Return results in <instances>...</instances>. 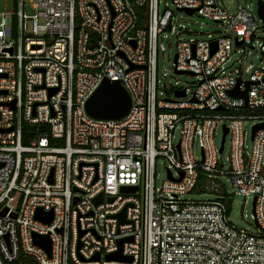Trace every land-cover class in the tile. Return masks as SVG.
I'll return each instance as SVG.
<instances>
[{
  "label": "built area",
  "instance_id": "2783aa9c",
  "mask_svg": "<svg viewBox=\"0 0 264 264\" xmlns=\"http://www.w3.org/2000/svg\"><path fill=\"white\" fill-rule=\"evenodd\" d=\"M159 1L12 0L0 12V264L21 254L34 264H264V126L252 131L264 125V68L222 67L233 47L253 48L261 21L248 5L229 13L219 0H171L216 28L176 38L174 71L198 82L189 97L176 88L159 98V39L165 30L196 32L176 30L174 11L167 2L160 10ZM104 78L130 96L120 118L85 111ZM238 80L239 90L249 82L246 98L229 94ZM244 120L252 121L250 151ZM24 124L37 126L26 143ZM219 124L230 142L227 168L214 143ZM222 175L236 194L252 196L254 231L228 220ZM197 187L214 198H181ZM123 208L126 222L118 223ZM38 209L51 212L49 222L35 217ZM34 234L47 235L49 253ZM129 237L121 254L130 261L104 258Z\"/></svg>",
  "mask_w": 264,
  "mask_h": 264
},
{
  "label": "rangeland",
  "instance_id": "374dc122",
  "mask_svg": "<svg viewBox=\"0 0 264 264\" xmlns=\"http://www.w3.org/2000/svg\"><path fill=\"white\" fill-rule=\"evenodd\" d=\"M165 2L168 3L170 8L174 11L175 22L174 26L176 30L178 27L183 26L190 31L202 32L199 34L195 33H180L169 34L167 30L163 32V36L159 39V42L164 47V50H158L156 56V79H157V96L163 98L168 95L170 98L173 97V89L176 88H186V97H189L190 92L194 89L198 82V77L190 73L181 72L176 73L174 71V57L176 51V38L183 37L185 39L197 36L205 37L206 32H214L216 24L212 23L210 20L199 17L196 14H187L182 10H175L171 5V0H160L159 9L162 10L165 6ZM221 6L227 10L229 13H234L238 4L251 6L256 20L259 19L256 14V3L257 0H219ZM12 8V0H0V12L9 11ZM256 41L253 43V48L242 46L233 47L229 58L223 63V68L225 70H234L237 67H244L248 64H252L253 68L262 67L264 68V57L262 51L264 47L261 48V44L264 38V27L259 24V28L255 32ZM247 78V74L244 75ZM251 120L243 121V129L245 131V145L246 149L250 151L251 149ZM222 128L219 124L217 126L214 143L217 148L221 146L222 140ZM178 136V129L175 130V139ZM229 137H225L223 150L220 153V159L223 162L225 168H227L228 161L226 159L229 151ZM193 153L197 160H200V151L198 139L195 138L193 143ZM264 165V158H263ZM165 178V168L161 158H157L155 162V185L161 186ZM219 181L222 183V189L231 196L228 203V220L234 226L242 228L248 231L255 230V223L253 217V198L251 195L244 196L242 194L235 193V187L232 185L228 175H222L219 177ZM202 186V185H200ZM184 200H211L214 198V193H210L197 187L193 189L192 192L186 193L181 197Z\"/></svg>",
  "mask_w": 264,
  "mask_h": 264
},
{
  "label": "water",
  "instance_id": "95a60500",
  "mask_svg": "<svg viewBox=\"0 0 264 264\" xmlns=\"http://www.w3.org/2000/svg\"><path fill=\"white\" fill-rule=\"evenodd\" d=\"M184 12L187 14H192L193 10L184 9ZM256 14L261 21L262 26L264 27V3L262 0H257L256 3ZM264 43V38H263ZM215 49V43H212V51ZM175 60V57H174ZM132 67V66H131ZM176 73H181V71H175ZM241 83L240 80L237 81L235 87L229 91L230 96L232 97H243L246 98L247 88L249 82H245L244 90H239L238 86ZM178 96L184 95V91L176 92ZM130 107V96L124 87L120 84L119 81L109 80L104 78L95 91L89 96V98L85 102V111L92 117L102 118V119H117L124 116ZM263 124H259L253 127V132L257 128L263 127ZM222 140L219 151L223 148L225 134L227 132L226 128L222 129ZM136 186H122V192H134L136 191ZM101 200V194H99L96 198H94V202L98 203ZM109 201L112 200V197L108 198ZM5 213V209L1 214ZM14 216V215H13ZM118 219V223H124L125 220V208H123L120 212L115 215ZM35 217L44 222H49L51 219V212H43L38 209L35 212ZM123 240H130L129 238L118 239V250L116 252L105 255V259L107 260H121V261H130L131 258L129 256H123L121 254V244ZM33 242L39 246H41L47 253L50 250V241L47 235H33ZM97 254L93 257L97 259Z\"/></svg>",
  "mask_w": 264,
  "mask_h": 264
},
{
  "label": "trees",
  "instance_id": "16d2710c",
  "mask_svg": "<svg viewBox=\"0 0 264 264\" xmlns=\"http://www.w3.org/2000/svg\"><path fill=\"white\" fill-rule=\"evenodd\" d=\"M141 16H142V14H141ZM36 128H37V126H35V125L24 124V126L22 127L23 143H26L27 136H32V135L35 136L36 135V132H35ZM28 131H30V132L28 133ZM202 184H203V181H202V179H200L198 181L197 185L200 186ZM2 264H34V263H33L31 258H29L26 255L21 254L17 260H15L13 262L3 261Z\"/></svg>",
  "mask_w": 264,
  "mask_h": 264
}]
</instances>
